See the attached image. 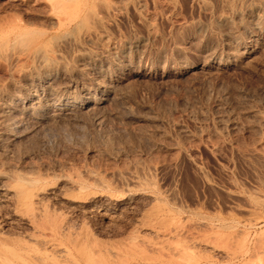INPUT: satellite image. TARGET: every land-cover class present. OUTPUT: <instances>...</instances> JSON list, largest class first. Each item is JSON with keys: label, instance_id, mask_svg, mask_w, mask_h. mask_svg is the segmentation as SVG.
Masks as SVG:
<instances>
[{"label": "rangeland", "instance_id": "1", "mask_svg": "<svg viewBox=\"0 0 264 264\" xmlns=\"http://www.w3.org/2000/svg\"><path fill=\"white\" fill-rule=\"evenodd\" d=\"M0 236L28 264H264V0H0Z\"/></svg>", "mask_w": 264, "mask_h": 264}, {"label": "bare ground", "instance_id": "2", "mask_svg": "<svg viewBox=\"0 0 264 264\" xmlns=\"http://www.w3.org/2000/svg\"><path fill=\"white\" fill-rule=\"evenodd\" d=\"M87 33V32H86ZM87 35V34H86ZM43 59V58H42ZM44 60V59H43ZM46 61V60H45ZM44 61V62H45ZM42 63H43V61H42ZM24 178H26V176L24 177ZM19 179V181L17 182V186H15L16 187V193L14 192V194H13V192H12V196H14L15 194L17 195V197L16 196H14V198H13V200H16V198H19V202H20V204H22L23 206H31L32 205V203H33V192L29 189V186H31L32 184H33V180H25V179ZM4 188V187H3ZM40 190H42V189H40ZM5 191V190H4ZM34 191H35V189H34ZM52 193V192H51ZM8 194V193H7ZM6 194V195H7ZM43 194V193H42ZM44 196V195H43ZM5 197V196H4ZM16 197V198H15ZM37 199V198H36ZM18 200V199H17ZM34 201H38V200H34ZM45 201V200H44ZM16 202V201H15ZM18 203V202H17ZM44 203V202H43ZM37 204V203H36ZM35 204V205H36ZM45 204V203H44ZM40 204H38V206H39ZM43 205V204H42ZM38 206H35L36 207V209H37V207ZM41 206V205H40ZM15 207V206H14ZM48 207V206H47ZM41 208H42V206H41ZM16 208H14V210H15ZM28 210H29V207H28ZM42 210H44V208L42 209ZM37 211V212H36ZM35 211V213L37 214L38 213V211H39V209H37ZM41 211V210H40ZM39 211V212H40ZM45 212H47V211H45ZM20 213V212H19ZM18 213V214H19ZM27 214H28V212H26ZM33 213V212H32ZM31 213V214H32ZM26 214V215H27ZM41 214V213H40ZM52 214V213H51ZM32 215H34V214H32ZM24 216V215H23ZM30 216V215H29ZM28 216V217H29ZM36 217L37 216H39V215H35ZM35 216H33L32 218H34ZM41 216H43V214L41 215ZM27 217V218H28ZM48 217H49V215H48ZM51 217V216H50ZM31 217H29L28 219H30ZM39 218V217H38ZM43 218V217H42ZM40 219V218H39ZM38 219V220H39ZM45 219V218H44ZM35 220H37L36 218L34 219V223H36L35 222ZM49 220H52L51 218H49ZM29 221V220H28ZM32 222V221H31ZM30 222V223H31ZM58 222V221H57ZM33 222H32V224H34ZM52 224H53V222H51ZM72 223V222H71ZM39 225V222L38 223H36L35 224V226L36 225ZM56 225H57V223H56ZM73 225V224H72ZM40 226H44V225H41L40 224ZM45 226H47L46 224H45ZM45 226H44V228H45ZM69 226V225H68ZM48 227V226H47ZM59 227H61V226H59ZM59 227H58V230H59ZM32 228V227H31ZM34 228V227H33ZM38 228V227H37ZM65 228V227H64ZM213 228V227H212ZM40 229V228H39ZM47 229V228H46ZM49 229V228H48ZM61 229V228H60ZM63 229V228H62ZM211 229V228H210ZM3 230V229H2ZM42 230V229H41ZM55 230H57V229H55ZM58 230L56 231V232H58ZM64 230V229H63ZM67 231V230H66ZM70 231V230H69ZM59 232H60V230H59ZM63 232V231H62ZM11 234V233H10ZM25 234V233H24ZM37 234V233H36ZM59 234V233H58ZM66 234V233H65ZM16 235V234H15ZM47 235V234H46ZM64 235V234H63ZM63 235H62V237H63ZM67 235V234H66ZM78 235V234H77ZM76 235V236H77ZM28 236V235H27ZM68 236V235H67ZM64 237H65V235H64ZM63 237V238H64ZM72 237V236H71ZM19 238V237H18ZM135 238V237H134ZM7 239V238H6ZM5 238H3L2 236H0V264H28V262H27V260H26V258H24L23 256H21V255H19V253L18 252H16V250L12 247V246H10V245H8V243H10L9 242V240H6ZM26 239V238H25ZM39 239V238H38ZM133 239V238H132ZM22 240V239H21ZM40 240V239H39ZM67 240V239H66ZM71 240V239H70ZM74 240H76V239H74ZM85 240V239H84ZM12 241H14V240H12ZM38 241V240H37ZM49 241V240H48ZM51 241V240H50ZM79 241V240H78ZM90 241H91V239H90ZM8 242V243H7ZM19 242V241H18ZM21 242V241H20ZM29 242V241H28ZM30 243V242H29ZM34 243V242H33ZM37 244H38V242H36ZM54 243V242H53ZM76 243V242H75ZM77 243H79L80 244V242H77ZM96 243V242H95ZM95 243H94V245H95ZM11 244V243H10ZM13 244V243H12ZM70 244H72V240H71V242H70ZM78 244V245H79ZM100 244V243H99ZM98 244V245H99ZM15 245V244H14ZM29 245V244H28ZM77 245V246H78ZM36 246V245H35ZM38 246V245H37ZM40 246H41V244H40ZM45 246V245H44ZM72 246V245H71ZM75 246H76V244H75ZM77 246L75 247V248H77ZM83 246H86V244H85V242H84V245ZM100 246V245H99ZM136 246V245H135ZM24 247V246H23ZM129 247V246H128ZM74 248V249H75ZM80 248H81V246H80ZM80 248L78 249V250H80ZM84 248V247H83ZM83 248H82V250L81 251H83ZM41 249V248H40ZM44 249V248H43ZM66 249V248H65ZM28 250V249H27ZM46 250V249H45ZM51 250H52V248H51ZM56 250V249H55ZM54 250V251H55ZM132 251V250H131ZM30 252V251H29ZM36 252V251H35ZM48 252V251H47ZM51 252H53V251H51ZM57 252V251H56ZM66 252V251H65ZM68 252V251H67ZM82 254H83V252H82ZM56 255V254H55ZM96 255V254H95ZM26 256L29 258V256L26 254ZM64 256V255H63ZM53 258H54V256H53ZM100 258V257H99ZM61 259V258H60ZM59 259V260H60ZM63 259V258H62ZM85 259V258H84ZM39 261V259L37 258L36 259V261ZM101 260H103V259H101ZM42 262H43V258H42V260H41ZM51 261H55V259H53V260H51ZM57 261V260H56ZM55 261V262H56ZM63 261V260H62ZM74 261V260H73ZM77 262V261H76ZM76 262H73V263H76ZM104 262V261H103ZM33 263V262H32ZM72 263V264H73ZM40 264V263H39ZM41 264H45V263H41ZM52 264H53V262H52ZM56 264V263H55ZM60 264H62V263H60ZM64 264H66V262L64 263ZM101 264H104V263H101ZM110 264V263H109Z\"/></svg>", "mask_w": 264, "mask_h": 264}]
</instances>
